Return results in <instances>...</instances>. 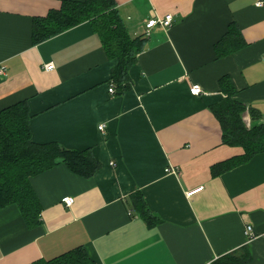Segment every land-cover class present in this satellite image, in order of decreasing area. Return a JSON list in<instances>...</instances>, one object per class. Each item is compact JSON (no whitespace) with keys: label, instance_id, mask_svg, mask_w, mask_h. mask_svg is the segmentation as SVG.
Listing matches in <instances>:
<instances>
[{"label":"crops","instance_id":"0c3cea01","mask_svg":"<svg viewBox=\"0 0 264 264\" xmlns=\"http://www.w3.org/2000/svg\"><path fill=\"white\" fill-rule=\"evenodd\" d=\"M64 1L85 0H0V111L28 101L33 142L91 150L101 170L84 179L60 164L33 178L41 224L30 227L16 205L1 209L0 264L78 247L96 264H213L243 248L246 264H264V153L214 176L215 165L244 150L223 143L211 111L229 77L235 99L264 122V0H114L132 37L149 19L174 16L169 29L152 30L124 95L109 93L118 62L90 23L33 44L34 20ZM231 24L245 45L218 58ZM136 191L161 220L156 227L131 216Z\"/></svg>","mask_w":264,"mask_h":264},{"label":"trees","instance_id":"16d2710c","mask_svg":"<svg viewBox=\"0 0 264 264\" xmlns=\"http://www.w3.org/2000/svg\"><path fill=\"white\" fill-rule=\"evenodd\" d=\"M90 23L99 36L108 56L117 60L112 83L116 95H124L132 88L130 70L144 51L149 38L132 37L119 15L114 0L64 1L59 10L37 18L33 24L32 40L38 45L83 23ZM245 45L241 30L231 24L224 37L216 44L218 58L233 55ZM224 99L212 106L211 111L222 128L223 143L240 147V157L215 165L214 176L220 175L236 163L247 162L264 153V122L251 108L235 99L237 90L229 77L220 80ZM251 121H246V116ZM32 119L28 101H21L0 111V210L11 205L19 207L30 227L41 224L42 206L32 185V179L60 164L84 178L94 177L101 164L91 150H68L58 143L37 144L32 141ZM130 214L142 219L149 228L161 223L149 209L141 191L130 196ZM251 255L247 248L225 255L213 264H246ZM33 264H96L84 247L75 248L51 260Z\"/></svg>","mask_w":264,"mask_h":264},{"label":"built area","instance_id":"2783aa9c","mask_svg":"<svg viewBox=\"0 0 264 264\" xmlns=\"http://www.w3.org/2000/svg\"><path fill=\"white\" fill-rule=\"evenodd\" d=\"M263 5L264 4L262 2L258 4V6H263ZM173 23H174V16L172 14L165 15L164 17H153L146 22L145 30L143 31L141 35H144L145 37L149 38L152 30H154L155 28L160 27L166 30L172 27ZM43 69L46 72H51L55 69V65L53 63H49L45 65ZM0 74H3V72L0 71ZM190 92L193 96H200L203 91H202L201 86L193 85L190 89ZM109 93L112 95L115 94V87L113 86V84H111V86L109 87ZM104 129H105L104 125H101L99 127L100 131H103ZM63 202L65 203L67 207H71L74 204V199L71 197H67L63 199ZM245 235L247 236L248 240H251L252 238H254L252 226L249 225L246 227Z\"/></svg>","mask_w":264,"mask_h":264}]
</instances>
